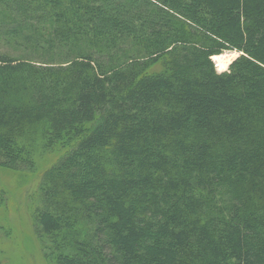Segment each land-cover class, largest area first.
Returning a JSON list of instances; mask_svg holds the SVG:
<instances>
[{"label": "trees", "instance_id": "trees-1", "mask_svg": "<svg viewBox=\"0 0 264 264\" xmlns=\"http://www.w3.org/2000/svg\"><path fill=\"white\" fill-rule=\"evenodd\" d=\"M56 149L47 264H264V0H0V167Z\"/></svg>", "mask_w": 264, "mask_h": 264}, {"label": "rangeland", "instance_id": "rangeland-1", "mask_svg": "<svg viewBox=\"0 0 264 264\" xmlns=\"http://www.w3.org/2000/svg\"><path fill=\"white\" fill-rule=\"evenodd\" d=\"M216 60L217 72L226 71L238 54L224 51ZM63 152L54 150L42 156L33 172H16L0 167V188L5 190L6 203L0 210V264H47L43 249L33 231L32 214L38 183L44 169ZM6 233V234H5ZM5 234V235H4Z\"/></svg>", "mask_w": 264, "mask_h": 264}, {"label": "bare ground", "instance_id": "bare-ground-1", "mask_svg": "<svg viewBox=\"0 0 264 264\" xmlns=\"http://www.w3.org/2000/svg\"><path fill=\"white\" fill-rule=\"evenodd\" d=\"M215 59H221V57L220 56H217V57H215Z\"/></svg>", "mask_w": 264, "mask_h": 264}]
</instances>
